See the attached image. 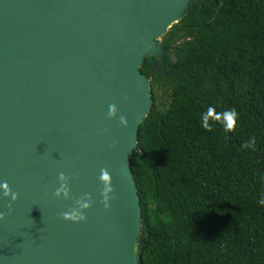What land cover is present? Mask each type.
<instances>
[{
  "label": "water",
  "instance_id": "water-1",
  "mask_svg": "<svg viewBox=\"0 0 264 264\" xmlns=\"http://www.w3.org/2000/svg\"><path fill=\"white\" fill-rule=\"evenodd\" d=\"M188 2L0 0V182L17 193L0 200V264H138L129 161L152 103L140 65ZM60 172L67 199L53 195ZM81 198L85 219H64Z\"/></svg>",
  "mask_w": 264,
  "mask_h": 264
},
{
  "label": "trees",
  "instance_id": "trees-1",
  "mask_svg": "<svg viewBox=\"0 0 264 264\" xmlns=\"http://www.w3.org/2000/svg\"><path fill=\"white\" fill-rule=\"evenodd\" d=\"M160 40L140 65L152 103L129 161L138 264H264V0H189Z\"/></svg>",
  "mask_w": 264,
  "mask_h": 264
},
{
  "label": "clouds",
  "instance_id": "clouds-1",
  "mask_svg": "<svg viewBox=\"0 0 264 264\" xmlns=\"http://www.w3.org/2000/svg\"><path fill=\"white\" fill-rule=\"evenodd\" d=\"M115 114V104H110L108 106L107 116L111 118ZM219 119L220 116L215 114L214 109L209 107L206 112L201 114V127L205 130H211V125L209 124V118ZM237 112L236 110L230 109L223 113V119L225 122V129L227 131H231L237 122ZM119 123L123 126H127L126 117L121 115L119 117ZM247 148H254L255 146V137H250L249 140L243 145ZM58 187L54 190L53 195L56 197H63L67 199L69 197V189H68V177L63 173H58ZM101 182V196L102 203L104 207H108L107 201L109 200V194L113 192V186L109 182V172L105 168H101L100 175L98 177ZM0 188L4 189L0 191V200H11L15 201L17 199V193L12 191L8 187L7 181L0 182ZM257 203L261 206H264V196L258 199ZM89 207V203L86 198L77 199L75 201V206L71 208L68 212H63L60 215L64 219H71L72 221H83L85 219L83 209ZM4 213H0V217H2Z\"/></svg>",
  "mask_w": 264,
  "mask_h": 264
},
{
  "label": "rangeland",
  "instance_id": "rangeland-1",
  "mask_svg": "<svg viewBox=\"0 0 264 264\" xmlns=\"http://www.w3.org/2000/svg\"><path fill=\"white\" fill-rule=\"evenodd\" d=\"M158 40H160V38H158Z\"/></svg>",
  "mask_w": 264,
  "mask_h": 264
}]
</instances>
